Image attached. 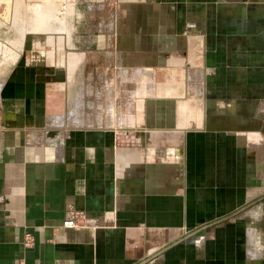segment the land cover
<instances>
[{
    "label": "crops",
    "instance_id": "1",
    "mask_svg": "<svg viewBox=\"0 0 264 264\" xmlns=\"http://www.w3.org/2000/svg\"><path fill=\"white\" fill-rule=\"evenodd\" d=\"M0 8V264H264V0Z\"/></svg>",
    "mask_w": 264,
    "mask_h": 264
},
{
    "label": "rangeland",
    "instance_id": "2",
    "mask_svg": "<svg viewBox=\"0 0 264 264\" xmlns=\"http://www.w3.org/2000/svg\"><path fill=\"white\" fill-rule=\"evenodd\" d=\"M2 1V0H0ZM6 1V0H4ZM10 1V0H7V2ZM10 14V11H9V8H0V59L3 58L5 60H11L12 57H11V54H10V50L7 51V49H5L6 47H10V44L12 43L11 41L14 40V38L18 37L17 35V29L15 26H11V25H8L5 24L6 21L8 22L10 20V17L9 16ZM26 16V15H24ZM22 19L24 18L23 16H21ZM25 19V18H24ZM1 22H3V25H1ZM2 27V28H1ZM15 28V29H14ZM3 32H2V31ZM3 44V45H1Z\"/></svg>",
    "mask_w": 264,
    "mask_h": 264
},
{
    "label": "built area",
    "instance_id": "3",
    "mask_svg": "<svg viewBox=\"0 0 264 264\" xmlns=\"http://www.w3.org/2000/svg\"><path fill=\"white\" fill-rule=\"evenodd\" d=\"M80 218H81V214L79 212L68 209L65 212V218L62 221V226L66 228L75 227L78 225ZM31 240H32L31 235L28 232L24 233L22 240L23 244L28 245L30 244Z\"/></svg>",
    "mask_w": 264,
    "mask_h": 264
},
{
    "label": "bare ground",
    "instance_id": "4",
    "mask_svg": "<svg viewBox=\"0 0 264 264\" xmlns=\"http://www.w3.org/2000/svg\"><path fill=\"white\" fill-rule=\"evenodd\" d=\"M21 19H22V17H20ZM23 20V19H22ZM29 23V22H28ZM28 23H26L25 24V26H27L28 25ZM24 26V25H23ZM45 29V28H44ZM44 29H42V30H37V29H29V31H32V32H38V33H40V32H43L44 31Z\"/></svg>",
    "mask_w": 264,
    "mask_h": 264
}]
</instances>
